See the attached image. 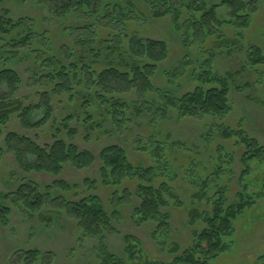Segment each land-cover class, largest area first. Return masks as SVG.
I'll list each match as a JSON object with an SVG mask.
<instances>
[{"label":"trees","instance_id":"obj_1","mask_svg":"<svg viewBox=\"0 0 264 264\" xmlns=\"http://www.w3.org/2000/svg\"><path fill=\"white\" fill-rule=\"evenodd\" d=\"M155 1L147 2L152 17L171 16L173 28L180 35L183 47L187 48L199 40L203 43L204 39L205 42L211 39L208 43L212 44L218 40L221 41V52L227 56L242 45L236 37L222 36L218 31L224 27L248 28L258 9L257 0H224L209 6L207 0ZM37 2L55 21L73 17L84 23L81 27H64L62 36L70 37L72 31L82 34L75 35L69 45L62 44L56 52L44 31L35 30L31 19L13 20L7 10L0 14V160L4 155L11 154L18 169L28 176L34 173L58 177L68 165L78 171L95 166L97 179L82 181L87 193L79 196L81 185L78 183L57 180L40 185L30 178L19 180L12 174L18 186L14 193L0 195V226L6 227L9 223L7 202L22 208L27 217L38 216L45 226L51 222L50 215L63 214L75 223L81 236L100 242L97 264H159L140 260L137 249L141 243L130 234L120 237L123 243L120 256L106 248L104 236L118 235L113 221L119 212L113 210L108 213L103 202L91 190L98 182L103 187L116 190L123 186L120 195L113 191L110 202L118 201L121 205L133 203L131 223L134 226L154 224L150 238L164 241L171 229V217L167 211L169 200L176 199L162 171V167L167 169V166L159 160L162 159L160 154L164 153L166 158L169 152L158 145L160 142H155L153 151L161 153L156 154L155 164L150 163L151 159L146 162L150 163L148 166L135 163L122 146L115 144L102 147L94 156L89 150H80L74 143L79 134L77 130L70 129V125L78 123L84 128V134L79 137L85 141L100 131L108 132L107 136L111 137V132L117 134L130 130L131 124L156 102L155 98L150 103L146 99L149 94L159 92L154 86V79L160 72L161 64L168 58V46L163 40L147 38L130 28L137 25L138 20H143L132 2ZM221 6L228 10L227 20L220 19L216 13ZM98 30H104L107 34L98 38ZM74 46H79L80 50L75 52ZM206 52L211 58L215 56L210 50ZM18 61L31 63L29 71L32 74L33 99L18 96L22 80L13 68ZM245 61L248 68L261 72L264 52L259 47L248 46ZM240 71L219 74L210 60H205L198 68L193 67L191 78L195 81V87L192 90L176 97L160 93L167 104L161 109L162 117L171 109L181 118L226 119L232 111L230 91L231 88L236 89L232 82L241 74ZM262 91L263 97L256 101L264 109V86ZM55 104L74 105L72 108L77 110L70 115L55 116ZM146 105L149 106L147 110ZM47 126L50 143L39 145V135L31 138L27 134L43 132ZM217 126L221 128V138L225 141L235 140L233 145L243 148L239 157L241 181L249 175L250 163L264 161V148L256 139L243 135L241 130L227 124ZM16 127L26 133L15 130ZM154 152H151V157ZM218 153L216 148L215 154ZM219 168L215 170L216 176L220 173ZM133 180L138 184L131 192L124 184ZM200 182V190L192 194V199L202 202L201 205L208 204L210 213L201 211L199 206L188 210L186 224L191 230V243L184 249L178 244H171L169 252L173 256L172 264H214L227 249L226 239L233 233L235 219L256 203L255 197H261H250L240 192L236 193V201L229 199V202L225 187L218 188L205 178ZM69 194L77 199L70 201L66 197ZM195 227L200 228L195 230ZM20 258H23L24 264H36L38 261L51 264L54 255L34 249L18 255L17 259Z\"/></svg>","mask_w":264,"mask_h":264},{"label":"rangeland","instance_id":"obj_2","mask_svg":"<svg viewBox=\"0 0 264 264\" xmlns=\"http://www.w3.org/2000/svg\"><path fill=\"white\" fill-rule=\"evenodd\" d=\"M135 4V9L143 20H138L137 25H131L140 34L147 38L163 40L168 46V58L161 64L160 72L154 79V86L158 93L147 96L146 101L150 103L155 98V104L149 111L136 119L126 132H98L92 135L88 141L82 140L79 136L84 134L83 127L78 123H71L70 129L78 131L79 136L74 143L80 150H89L94 156L102 147L106 145H120L128 153V157L135 163L148 166L150 163L157 162L156 154L160 151L155 149V142H160V146L166 148L169 153L160 154V163H165L166 168L162 167L164 175L172 187L176 199H170L168 212L170 214V233L164 241L161 239L150 238V232L155 228L154 224L134 226L130 217L132 215L133 203L121 205L118 201L110 202L113 191L116 189L103 187L99 182L93 194H96L103 202L108 213L117 210L113 226L118 235H105L103 244L116 256L121 255L123 243L121 235L130 234L135 237L141 246L137 249V256L140 260L159 263L172 264L173 256L169 252L171 244H178L182 249L191 243V230L186 224L187 212L194 206H199L201 211L210 213L211 207L202 202H195L192 194L200 190V180L203 178L218 188L225 187L227 197L236 201V193L244 192L247 196L255 197L256 203L247 207L233 223V233L226 239L227 249L214 264H264V161L249 164L250 173L241 181V165L239 157L242 154V147L233 145L235 140L225 141L219 135L221 129L218 124H227L233 129L241 130L243 135H248L256 139L264 148V109L257 103V98L263 97L262 88L264 86V65L261 72L248 68L245 61V50L248 46L259 47L264 52V0H257L258 9L252 16L251 23L246 29L224 27L219 34L226 37H236L242 47L227 56L221 51V41L208 43L211 39H205L203 43L196 41L187 48L182 46L180 35L174 30L172 17L164 16L160 18L152 17V10L148 1L152 0H126ZM155 1V0H153ZM167 1L156 0L155 2ZM224 0H207L209 5H217ZM7 10L13 20L29 18L34 23L36 31H44L46 38L52 42L54 50L58 52L62 44L69 45L80 35L72 31L70 37L62 36L63 28L81 27V21L73 17L65 21H55L51 18L43 5L37 0H2L0 1V14ZM227 8L221 6L216 13L220 19H228ZM129 26V25H128ZM218 28V27H217ZM132 29V30H134ZM107 34L104 30L97 31V37L103 38ZM216 38V36H215ZM205 42V43H204ZM206 47V48H205ZM243 48V49H242ZM75 52L80 50L79 46L73 47ZM215 53L211 58L208 52ZM226 51V50H225ZM205 60L215 66L216 72H239L241 74L233 79L230 99L232 111L225 119L200 118L189 119L181 118L171 109L167 110L162 117L161 113L167 105L165 98L160 93L170 96H180L195 87V81L191 78L192 68L199 67ZM247 66L245 71L244 66ZM13 68L19 73L22 80V87L18 96L33 99L32 74L29 71L31 63L18 61L13 64ZM205 68V66H204ZM203 68V69H204ZM257 69V68H256ZM248 70V71H247ZM243 71V72H242ZM232 87V86H231ZM74 105L55 104L54 115H70L76 112ZM146 105V110L148 109ZM210 124V125H209ZM107 129L111 130L110 127ZM15 130L22 133L18 127ZM49 127H45L43 132L27 133L31 138L39 135L38 144L50 143ZM95 137V138H94ZM236 139V137H234ZM2 139L0 140V145ZM173 144V145H172ZM218 146V147H217ZM218 148V155L215 154ZM154 152L153 157L150 156ZM163 155V156H162ZM220 160H219V159ZM151 159V161H150ZM171 159V160H170ZM192 160V161H191ZM150 161V163H146ZM156 161V162H155ZM168 162V163H167ZM188 166H191L188 168ZM220 173L216 176L217 168ZM12 174L19 180L30 178L40 185H47L57 180L67 183H78L81 185L78 192L79 196H85L86 188L81 184L85 179H97L95 166L88 170L78 171L71 166H66L60 176L54 177L49 174H30L22 173L11 154H6L0 160V195L14 193L18 184L12 179ZM138 182L136 180L125 183L124 186L133 192ZM123 186L116 192L120 195ZM225 190V189H224ZM212 190H210L211 194ZM213 192H215L213 190ZM219 196V195H217ZM73 201L77 199L73 194L66 196ZM217 198V197H216ZM230 202V201H229ZM175 205V206H174ZM201 205V206H200ZM6 206L10 209L9 223L6 227L0 226V264H24L23 258L17 256L25 251L39 250L40 252H51L54 258L51 264H97L99 252V241L85 238L78 232L75 223L70 221L63 214L53 213L50 215L51 222L46 226L38 216L27 217L23 209L15 207L7 202ZM187 226V227H186ZM189 228V229H188ZM200 227H195V230ZM36 264H42L40 261Z\"/></svg>","mask_w":264,"mask_h":264}]
</instances>
